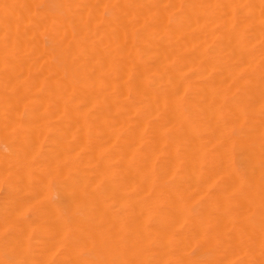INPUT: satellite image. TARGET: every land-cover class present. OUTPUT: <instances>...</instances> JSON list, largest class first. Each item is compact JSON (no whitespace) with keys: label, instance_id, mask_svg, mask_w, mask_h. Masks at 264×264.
<instances>
[{"label":"bare ground","instance_id":"1","mask_svg":"<svg viewBox=\"0 0 264 264\" xmlns=\"http://www.w3.org/2000/svg\"><path fill=\"white\" fill-rule=\"evenodd\" d=\"M0 264H264V0H0Z\"/></svg>","mask_w":264,"mask_h":264},{"label":"rangeland","instance_id":"2","mask_svg":"<svg viewBox=\"0 0 264 264\" xmlns=\"http://www.w3.org/2000/svg\"><path fill=\"white\" fill-rule=\"evenodd\" d=\"M246 131V129H245V127H241V128H233L232 130H231V134H232V136H241V135H243V133ZM199 135H200V138H202V137H206V133H205V131H202V130H200V132H199ZM214 139L213 138H211V139H209L208 140V144H210L209 146H207V148L205 149V150H207L205 153H204V158H203V160L205 161V162H207L208 160H210L211 158H210V156H213L212 155V151H213V145H211L212 143V141H213ZM214 144V143H213ZM210 155V156H209ZM213 158V157H212ZM214 160H212L211 162H210V165H212V166H214L215 164H214ZM214 164V165H213ZM205 174V175H204ZM203 175L204 176H207L208 174H207V172H204L203 173ZM213 182H214V180H215V183H214V185L213 186H211L209 189H208V193L206 192V194H207V200H204L205 198H204V195H206L205 193H203V195H202V193L199 195V197H198V202H197V205H195V207H194V209H195V211H196V209H197V211L199 212V213H201L203 210H204V208H209L210 209V207H209V202H210V196L214 193V192H216L217 190H218V186L220 185V183L221 182H223V180H222V178H220V177H214L213 179H211ZM210 193V194H209ZM208 195H209V197H208ZM208 209V210H209ZM208 212H210L212 215H218V214H220L221 212H222V209L219 207H217V208H214V209H212V210H209ZM246 215V214H245ZM214 231H216V232H214ZM214 231H211L210 232V234L209 235H207V237H206V239L208 240V242L209 243H212V241L213 242H219V240H220V237L222 236V231H219V230H214ZM219 232V233H218ZM218 233V234H217ZM217 235V236H216ZM209 236V237H208ZM211 240V241H210ZM218 240V241H217ZM221 246V245H220ZM199 249V248H198ZM222 248L221 247H217L215 250H217V251H219V250H221ZM195 250V249H194ZM196 251H197V249H196Z\"/></svg>","mask_w":264,"mask_h":264}]
</instances>
